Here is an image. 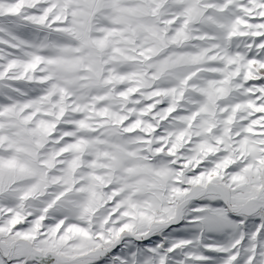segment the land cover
Listing matches in <instances>:
<instances>
[{"label":"snow or ice","instance_id":"1","mask_svg":"<svg viewBox=\"0 0 264 264\" xmlns=\"http://www.w3.org/2000/svg\"><path fill=\"white\" fill-rule=\"evenodd\" d=\"M0 264H264V0H0Z\"/></svg>","mask_w":264,"mask_h":264}]
</instances>
